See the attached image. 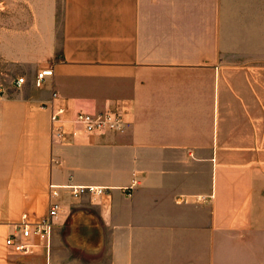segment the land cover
<instances>
[{"label":"crops","instance_id":"0c3cea01","mask_svg":"<svg viewBox=\"0 0 264 264\" xmlns=\"http://www.w3.org/2000/svg\"><path fill=\"white\" fill-rule=\"evenodd\" d=\"M29 2L1 13L0 264H264V0H62L60 25L57 0ZM43 103L126 123L53 141ZM50 184L49 244L15 252Z\"/></svg>","mask_w":264,"mask_h":264},{"label":"built area","instance_id":"2783aa9c","mask_svg":"<svg viewBox=\"0 0 264 264\" xmlns=\"http://www.w3.org/2000/svg\"><path fill=\"white\" fill-rule=\"evenodd\" d=\"M52 75L49 68L41 69L36 73L33 84L41 87L47 77ZM25 76H17L15 85L20 87L26 83ZM4 92L0 83V98ZM44 109H49L50 136L53 141H67L68 137L76 138L85 135H95L104 132H113L121 130L126 123L124 109L112 110L99 113H89L78 111L66 117L67 108L63 105L51 106L46 103L41 105ZM66 124L71 126L70 130H66ZM61 187L50 184L48 191V209L45 216L37 221H31L26 213L21 215L18 222L14 223L15 233L10 234L5 244L11 247L15 252L28 253L31 252L32 244L29 241L31 236H37L49 244L50 234L55 218L60 210L61 203L59 199V189ZM70 189V195L74 199L82 196L99 197L106 194V188L95 185H78L67 186Z\"/></svg>","mask_w":264,"mask_h":264},{"label":"rangeland","instance_id":"374dc122","mask_svg":"<svg viewBox=\"0 0 264 264\" xmlns=\"http://www.w3.org/2000/svg\"><path fill=\"white\" fill-rule=\"evenodd\" d=\"M30 0H0V23L3 21V14L2 12L9 11L10 20H16V21H25L21 19L24 16V12H29L31 10L30 7ZM58 1V14H59V25L61 20V13H62V0ZM221 255H224V253H221ZM219 264H242L241 259H227L222 258L219 259Z\"/></svg>","mask_w":264,"mask_h":264}]
</instances>
